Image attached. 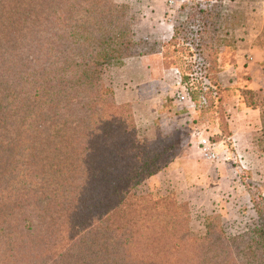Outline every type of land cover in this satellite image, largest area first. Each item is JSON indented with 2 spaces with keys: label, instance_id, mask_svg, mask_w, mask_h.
Returning a JSON list of instances; mask_svg holds the SVG:
<instances>
[{
  "label": "trees",
  "instance_id": "trees-1",
  "mask_svg": "<svg viewBox=\"0 0 264 264\" xmlns=\"http://www.w3.org/2000/svg\"><path fill=\"white\" fill-rule=\"evenodd\" d=\"M228 1L186 0L201 17L155 38L115 0H0V264H264V184L244 182L247 232L227 236L213 207L192 235L172 196L135 192L176 159L179 130L140 128L115 90V69L174 47L191 58L175 74L197 132L233 147L214 49ZM250 96L263 146L264 101Z\"/></svg>",
  "mask_w": 264,
  "mask_h": 264
},
{
  "label": "rangeland",
  "instance_id": "rangeland-1",
  "mask_svg": "<svg viewBox=\"0 0 264 264\" xmlns=\"http://www.w3.org/2000/svg\"><path fill=\"white\" fill-rule=\"evenodd\" d=\"M115 2L129 7L132 30L137 36L161 32L159 27H164L159 25L153 28V33L148 31L147 16L144 14L153 4L152 0ZM221 4L222 29L218 39L214 41L219 40L214 49L220 46L217 49V75L218 82L226 89L223 108H250L247 104L251 92H255L258 99L264 101V0L232 2L230 0ZM183 5H186V0L168 2V7L174 12L167 11V15H171L169 19L174 21V25L179 23L182 26L190 19L198 20L201 17L198 11L193 10L190 13L182 7ZM173 50L174 47L170 49L169 55H164L168 63L178 67L180 60L191 61L187 54L177 56L173 54ZM118 72L124 73L125 69L120 68ZM135 73L137 74L136 71ZM128 74L130 73L121 74V78H117L116 82L121 79L120 82L124 84ZM176 86L181 87L179 84ZM181 89L183 88L179 90ZM124 92H127L123 95L128 99L126 102L134 104V114L140 128L158 126L172 138V128L176 127L179 130L178 141L175 143L176 159L139 186L135 190L136 194L152 195L157 198L172 196L181 207L183 222L189 224L191 234L196 237L207 234L208 214L217 205L223 216L227 236L233 238L247 232L256 220L257 213L252 207L244 182L264 184V145L260 146L259 141L263 134L260 118L258 124L253 127L245 122L250 117L249 114L227 113L229 124L235 130V134L237 133L235 145L229 148V151L233 148V152H227L224 146L217 145L215 149L219 159L209 161L201 154L198 142L190 144L192 132L190 123L194 119L187 113L188 108L195 107L186 96L180 100L176 94L172 105L173 114L168 116L167 113L161 114V111H165V105L156 113L152 108V100L151 102L139 100L137 95H134V89L131 92ZM144 96H148V93ZM181 108L187 111L175 114ZM220 170H224L229 177L223 183L221 180L219 184L223 189L217 193L221 188L215 187Z\"/></svg>",
  "mask_w": 264,
  "mask_h": 264
},
{
  "label": "crops",
  "instance_id": "crops-1",
  "mask_svg": "<svg viewBox=\"0 0 264 264\" xmlns=\"http://www.w3.org/2000/svg\"><path fill=\"white\" fill-rule=\"evenodd\" d=\"M153 4L149 9H147L146 13L144 15L147 16V23H148V31L153 33L155 27H158L159 25H164V27H159L161 32H155L153 34H150L152 37L158 38L159 35L162 36H170L172 34L173 28H174V21L170 20L169 18L171 15H167V11L170 13H173V9L170 10L168 7V2L171 0H152ZM176 2V0H174ZM177 5V3H176ZM143 15V16H144ZM153 30V31H152ZM163 37V36H162ZM166 57L162 53H157L153 55H146L143 57H139L137 59H134L130 61L125 67H122L125 69V72H129L126 76L125 83H121V79L119 82H116L117 78H121V74H124L121 72V74L115 69L114 71V78H115V90L117 92V98L119 101H127L128 99H125L123 95H126L128 91L131 92L132 89H134V95L136 94L139 100L148 101L151 102L152 100V108L157 113L161 111L167 102V98L174 99L176 97V94L183 93L184 96H186V93L184 89L179 90L176 86V84H179L178 81H176V74L177 71L176 65L174 66L172 63H168L166 61ZM137 72V74L135 73ZM141 74V76H140ZM175 78V79H174ZM119 83V84H117ZM145 93H148V96H144ZM227 113H237L241 112L243 114H249L250 117H248L245 122L249 126H256L258 124V119L260 118V111L254 110L250 108H226ZM188 116H190L192 119L195 118L196 114V108H188ZM234 119V118H232ZM227 121L229 123V119L227 116ZM231 123V122H230ZM191 126V136H190V144L193 145V143L198 142V138L195 135L198 134L196 127L194 125V120L192 123H190ZM230 130L232 132V136L229 139V142L232 143V145H235V130L231 128L229 124ZM198 144V143H197ZM218 146H224L227 149V152H233L232 149L226 147V144L222 141L217 144ZM200 148V147H199ZM235 156V155H234ZM236 157V156H235ZM224 170H220L219 174L217 175L218 183L215 185L217 189L221 187L219 184L222 180V183L227 181V178L229 177ZM223 189V186L218 190L217 193H220V190ZM216 207V206H215ZM218 207V205H217ZM219 208V207H218ZM221 211V210H220Z\"/></svg>",
  "mask_w": 264,
  "mask_h": 264
},
{
  "label": "built area",
  "instance_id": "built-area-1",
  "mask_svg": "<svg viewBox=\"0 0 264 264\" xmlns=\"http://www.w3.org/2000/svg\"><path fill=\"white\" fill-rule=\"evenodd\" d=\"M177 97L182 100L185 98L183 93H178ZM195 135L198 138L199 147L201 149V154L209 161H216L219 159V155L216 152L215 147L207 140L201 133L197 132Z\"/></svg>",
  "mask_w": 264,
  "mask_h": 264
}]
</instances>
